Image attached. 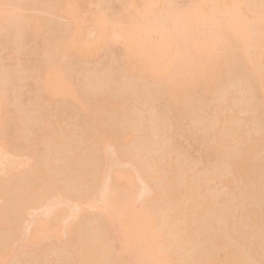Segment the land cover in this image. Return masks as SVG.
Instances as JSON below:
<instances>
[{
	"label": "rangeland",
	"instance_id": "rangeland-1",
	"mask_svg": "<svg viewBox=\"0 0 264 264\" xmlns=\"http://www.w3.org/2000/svg\"><path fill=\"white\" fill-rule=\"evenodd\" d=\"M59 1L0 0V264H264V91L238 42L225 37L213 44L224 25L198 19V7L208 16L212 3L152 0L147 8L149 0ZM258 2L227 0L240 19L264 28V18L254 20L264 13ZM154 25L172 30L177 41ZM146 29L150 42L165 44L154 75L128 67L122 44L124 33ZM75 31L85 40L84 53L61 45ZM202 33L218 76L211 90L186 86L191 94L184 87L172 101L181 38ZM185 93L202 101L188 102ZM113 170L131 173L132 197L120 185L131 178L120 177V186L116 179L110 189L114 181L105 178L110 172L115 178ZM132 206L144 220L135 221L140 227L146 217L151 221L140 231L147 237L130 241L136 244L128 248L142 246L135 253L124 249L128 235H136L123 232Z\"/></svg>",
	"mask_w": 264,
	"mask_h": 264
},
{
	"label": "bare ground",
	"instance_id": "bare-ground-1",
	"mask_svg": "<svg viewBox=\"0 0 264 264\" xmlns=\"http://www.w3.org/2000/svg\"><path fill=\"white\" fill-rule=\"evenodd\" d=\"M61 1H63V0H61ZM61 1H59V3L61 2ZM68 1V0H67ZM71 1V0H70ZM146 1V0H145ZM148 1V0H147ZM208 1H210L211 3H212V9H211V12H208V16H204L203 14H205L204 12H203V10L200 8V7H198V9L197 10H199L198 12H200V11H202L201 13H198L197 14V17H198V19H201V18H207L208 19V21L210 20V22L212 21V22H214V23H221V24H223L224 25V29H221V31L222 32H219L218 33V38L213 42V44L214 45H218V42H220L221 40H223V38H225V37H229L230 39H232V40H235L236 42H238V44H239V46H240V48H241V56H242V58L244 59V61L246 62V64L249 66V67H251V69L253 70V72L256 74V77H257V80H258V82H259V84H260V88H261V90H263L264 91V83H263V80H264V74H262L263 72H264V28L262 27H260V25L258 24V27H260V29L259 30H257L258 29V27L256 28L255 26H256V24L258 23V21L255 23V22H253V18H252V20H251V23H254V24H250V22H249V20L251 19H245L246 17L244 16V15H242V18L240 19L239 17H238V15H236V13H235V11H233V9L227 4V0H217V1H215V3L214 2H212L211 0H208ZM256 1V0H255ZM153 2L154 1H152L151 0V3H150V0L148 1V2H146L145 4H146V6H147V8L148 7H151V6H154V4H153ZM199 2V1H198ZM262 2V5L264 6V0H260V2H258V3H261ZM63 3H64V1H63ZM147 3H148V5H147ZM255 3V2H254ZM253 3V4H254ZM152 4V5H151ZM199 5H201V3L199 2L198 3ZM151 5V6H150ZM256 5V4H255ZM260 5V4H259ZM258 5V6H259ZM202 6V5H201ZM136 8V7H135ZM172 8V9H171ZM170 9H171V13H172V11H173V8L174 7H171ZM200 8V9H199ZM246 8V7H245ZM145 7H144V11H145ZM150 9V8H149ZM155 9V7L152 9V11ZM195 9V10H196ZM251 9V8H250ZM148 10V9H147ZM175 10V9H174ZM208 10V9H207ZM177 11V10H176ZM193 11V10H192ZM209 11V10H208ZM251 11V10H250ZM195 12V11H194ZM193 13V12H192ZM174 14H176V13H174ZM141 15V14H140ZM187 15V14H186ZM239 15H241V14H239ZM257 19L255 18L254 20H262L263 18H264V13H260V12H257ZM173 17H175L174 15H172ZM168 17H169V15H168ZM172 17V18H173ZM185 17V16H184ZM245 17V18H244ZM247 21V22H249V23H247L245 20ZM40 20V19H39ZM167 21H168V19H167ZM170 21V20H169ZM99 22V21H98ZM103 22V21H102ZM211 22V23H212ZM213 23V24H214ZM101 24V22H99V24H98V29H101L102 31H104L103 29H102V25L104 24H101V28L99 27V25ZM32 25V24H31ZM158 25V24H157ZM167 25L168 24H166V27H167ZM251 27H250V26ZM253 25H255L254 26V28L257 30H253L254 28L252 27ZM169 26H170V24H169ZM33 27V26H32ZM104 27V26H103ZM164 27V26H163ZM105 28H107V26L105 27ZM104 28V29H105ZM154 29H155V25H154V27H153ZM169 28V27H168ZM249 28H253V29H249ZM150 29V28H149ZM159 29H161V30H163L164 31V29L163 28H161V27H158L157 26V28L155 29V30H159ZM167 29V28H166ZM100 30V31H101ZM147 30V29H146ZM144 30V32L142 31V32H140V33H138V34H136L134 31H128V32H126V33H124V41H123V45H124V47H123V49L125 50V53L127 54V59H125V60H127V65H128V67H130L131 69L133 68V69H137V70H139V71H142V73H144V72H146V74L148 75V74H150V75H154V72L152 71V67L154 66V65H156V64H159V63H156V62H162L161 60H162V58H163V56L165 55V51L163 50V48H164V46H165V44L164 43H162V42H160V41H157V42H155V43H152V42H150L149 41V39L147 38V36H148V31L149 30ZM255 31V32H257V33H255V35H254V32L253 31ZM100 32L99 34L100 35H102L103 36V33H105V32H107V31H109V30H105V32ZM172 30H170L169 32L168 31H164L163 32V34H165L166 35V38H167V40L170 42L172 39L173 40H175L177 37L175 36V35H173L172 33H170ZM39 32V31H38ZM37 32V33H38ZM72 32V31H71ZM76 32V33H75ZM74 32V34L72 35V36H70V37H67L68 39L66 40V38H65V40H66V42L64 41L63 42V44H61V45H63V48H66V49H71V50H73V49H75L74 51H76V52H78L79 54L80 53H84L85 51L83 50V49H81V45L85 42V40H83L81 37V35L79 36V32H77V31H75ZM94 33V32H93ZM108 33V32H107ZM207 33H209V32H207ZM81 34V33H80ZM97 33H96V31H95V34L94 35H96ZM98 34V35H99ZM109 34V33H108ZM178 34V33H177ZM78 35V36H77ZM183 35H185V34H183ZM182 35V36H183ZM254 35V36H253ZM67 36H68V34H67ZM84 36V35H83ZM90 36V35H89ZM108 36V35H107ZM202 37H188V36H186V39H184V37L185 36H183V38H181V40H186V44H184L183 43V48L181 47L180 49H178L179 51H177L176 53V55H177V57H176V55L174 56L175 57V62H176V64L174 63V65L176 66L175 68H177V69H175V70H178V71H174V72H177V74L175 75V77H174V75H173V77L174 78H176V79H174V82L171 84V86H169V93L171 94V97H172V101H175V100H177V98H178V96L179 95H181L183 92H182V90H184L185 88L187 89V91H185V92H190V90H188L189 88H187L186 86H188V87H191V86H195V87H197V86H200V85H202L201 87L202 88H204L203 86H209V88L211 87L212 88V85L210 84L211 82H213L214 80H215V76H218L217 74L215 75V70H217V69H215V67H214V64H212V63H208L207 62V58H206V54H204V51L206 52V44H205V41H207L208 39V37H204L203 36V33H202V35H201ZM207 36H208V34H207ZM91 37V36H90ZM97 37V36H96ZM101 37V36H100ZM188 37V38H187ZM83 38H85V37H83ZM95 38V37H94ZM93 38V40H96V41H89L87 44H84L85 45V47L86 48H88L87 46H88V44H91L92 45V43L91 42H97V39H94ZM99 39V38H98ZM105 40H106V38H105ZM87 41H88V39H87ZM86 41V42H87ZM109 41V40H108ZM175 41H177V39L175 40ZM226 40L224 39L223 40V43L225 42ZM105 42V41H104ZM104 42L102 43V44H104ZM227 42V41H226ZM57 43V42H56ZM181 43V42H180ZM222 43V44H223ZM229 43H231V42H229ZM255 44V45H257L255 48H253L252 50H253V52H251V45L252 44ZM58 44V43H57ZM222 44H220V45H222ZM59 45V44H58ZM224 46H226L225 44H223ZM230 45V44H229ZM228 45V46H229ZM233 45V44H232ZM220 48H221V46H219ZM223 47V46H222ZM236 47V46H235ZM225 48V47H224ZM223 48V49H224ZM227 48V47H226ZM62 49V48H61ZM217 49H219V48H217ZM217 50V51H226L227 52V50ZM182 50V51H181ZM216 51V52H217ZM236 51V50H235ZM219 52H217L218 54H219ZM233 52V51H232ZM228 53H229V51H228ZM74 54H76V53H74ZM215 54V53H214ZM227 54V53H226ZM212 55V54H211ZM220 55H222L221 56V58H219V60H221L222 61V57H223V55H225L224 53H221ZM220 55H219V57H220ZM229 55V54H228ZM238 55V54H237ZM75 56V55H74ZM76 56H79V55H76ZM210 56V55H209ZM213 57H210L211 59H213L214 58V55H212ZM217 56L218 55H215V57H216V59H217ZM208 57V56H207ZM226 58H227V56H225ZM178 58H179V60H178ZM241 58V59H242ZM177 59V60H176ZM207 59V60H206ZM210 59V60H211ZM174 60V59H173ZM190 60H192V61H190ZM229 60V59H228ZM228 60H224V62H226V61H228ZM234 60H235V58H234ZM178 61V62H177ZM173 62L174 61H172V65H173ZM190 62V63H189ZM153 63H155V64H153ZM187 63V64H186ZM218 63V62H217ZM216 63V64H217ZM229 63V62H228ZM231 63V62H230ZM126 65V64H125ZM173 65V66H174ZM187 65V66H186ZM221 65V64H220ZM220 65H218L217 64V66H220ZM224 65V64H223ZM222 65V66H223ZM226 65V64H225ZM224 65V66H225ZM158 65H156V67H157ZM222 66H220V67H222ZM126 67V66H125ZM228 67V66H227ZM233 67V66H232ZM129 68V69H130ZM224 68V67H223ZM53 69H55V68H53ZM156 69V68H155ZM154 69V70H155ZM228 69V68H227ZM60 70H61V68H60ZM221 70H223V69H220V71ZM225 70V69H224ZM52 71H55V70H52ZM59 71V70H58ZM62 71V70H61ZM126 71V70H125ZM130 70H128V72H129ZM131 71H133V70H131ZM134 71H136V70H134ZM251 71V70H250ZM261 71H263V72H261ZM137 73H138V71H136ZM179 72V73H178ZM225 72V71H224ZM217 73V72H216ZM40 74V73H39ZM42 75V74H41ZM62 75H64V74H62ZM263 75V76H262ZM40 76V75H39ZM161 76V75H160ZM160 76H158V78L160 77ZM62 78H65V77H63L62 76ZM60 79V78H59ZM159 79H161V78H159ZM173 79V78H172ZM60 80H63V79H60ZM59 81V80H58ZM64 81H65V79H64ZM68 81V80H67ZM69 82V81H68ZM44 83V82H43ZM60 83V82H59ZM61 83H62V81H61ZM211 86H210V85ZM213 84V83H212ZM197 85V86H196ZM62 86H64V85H62ZM61 86V87H62ZM38 87H40V86H38ZM185 87V88H184ZM211 88H210V90H211ZM60 89V88H59ZM63 89H64V87H63ZM56 90L57 91H59L57 88H56ZM60 90H62V89H60ZM195 91H197L196 89H194ZM193 89H192V92L194 91ZM162 91H164V90H162ZM195 91H194V95L195 94H198V92L197 93H195ZM54 92V91H53ZM60 92V91H59ZM143 92V91H142ZM144 92H146V91H144ZM156 92V91H155ZM154 92V93H155ZM188 92V93H189ZM200 92V91H199ZM147 93V92H146ZM157 93V92H156ZM40 94V93H39ZM151 96H152V91H151ZM185 94H187V93H185ZM189 94H191V92L189 93ZM263 94V93H262ZM145 96H146V94H145ZM147 96H149V95H147ZM150 96V97H151ZM168 97H170V95H167ZM183 96V98L186 96H184V95H182ZM190 96H192V95H190ZM197 96V95H196ZM264 96V95H263ZM41 97H43V96H41ZM149 97V98H150ZM187 97H188V94H187ZM186 97V98H187ZM194 96H192V98H193ZM199 97H200V95H199ZM104 98H107V97H104ZM189 98V97H188ZM196 98V97H195ZM194 98V99H195ZM108 99H109V97H108ZM111 99V98H110ZM148 99V98H147ZM199 101H202L201 99H199V98H196L195 99V103H196V105L198 104V100ZM106 101L105 102H110V101H107V99H105ZM113 100V99H112ZM182 100V99H181ZM189 100H190V98H189ZM192 100H190V101H188V102H191ZM115 101V100H114ZM178 101V100H177ZM177 101H175V102H177ZM184 102H185V100H183ZM186 101V102H187ZM197 101V102H196ZM97 102V104H98V101H96ZM92 103H95V102H92ZM108 103H105V104H108ZM171 103H174V102H171ZM183 103V102H182ZM97 104H96V107H97ZM99 105V104H98ZM113 105V104H112ZM174 105H176L175 103H174ZM173 104H172V106H174ZM95 106V105H94ZM103 106H105V107H102V108H107L106 106L107 105H103ZM109 106V105H108ZM110 107V106H109ZM114 107V106H113ZM177 108V107H176ZM198 108V107H197ZM111 109V108H110ZM113 109H115V108H113ZM197 110V109H196ZM105 111V110H104ZM107 111V110H106ZM3 112V111H2ZM108 112V111H107ZM2 113H0V115H1ZM1 117V116H0ZM232 127V126H231ZM226 130H227V126H226ZM225 130V131H226ZM230 130H231V128H230ZM229 130V131H230ZM224 131V132H225ZM229 134V136H230V133H228ZM225 134H223V136H224ZM101 136V135H100ZM125 136V135H124ZM229 136H228V138H229ZM221 138V137H220ZM224 138H226V137H224ZM122 139V138H121ZM123 139H124V137H123ZM113 140V139H112ZM223 140V139H222ZM225 140V139H224ZM114 141V140H113ZM96 142H97V140H96ZM99 142H100V140H99ZM107 142H108V140H107ZM126 142V141H125ZM220 142H222L221 140H220ZM106 143V142H105ZM112 143H114V142H112ZM111 143V144H112ZM115 143H116V141H115ZM100 144V143H99ZM109 143H107L106 145H108ZM225 144V143H224ZM217 145H219V144H217ZM216 145V146H217ZM6 146V145H5ZM222 146V145H221ZM105 147V146H104ZM220 147V146H219ZM224 147V146H223ZM226 147V146H225ZM225 150H226V148H224ZM243 155V154H242ZM232 157V156H231ZM234 157V156H233ZM234 159V158H233ZM236 159H237V157H236ZM122 170V169H121ZM126 170V169H125ZM114 171V170H113ZM123 171V170H122ZM121 171V172H122ZM127 171V170H126ZM115 173H114V175H116L115 176V178L113 177L112 178V174H111V176H110V173H109V175H108V177H106V175H105V180H107L106 182H109V179H110V183L112 182V179H113V181H114V183L112 182V186L113 187H111L110 186V189L111 188H114L115 189V187H114V184L116 183V179H117V186H120L121 185V188H122V184H126V188H127V190L129 189V191L131 190L133 193L135 192L134 191V188L133 187H135V185L133 186V185H129V184H131V182L132 183H134V180H133V178L132 177H130V174L131 173H127V172H123V173H120V172H117V170L116 171H114ZM113 175V176H114ZM102 176H104V174L102 175ZM174 176V175H173ZM120 177H123V178H125V179H127V178H131L130 180H127L128 182H121L120 183V185H119V182L118 181H120ZM127 177V178H126ZM102 178H104V177H102ZM171 178V177H170ZM170 178H169V180H170ZM119 179V180H118ZM133 180V181H132ZM173 180V179H172ZM98 181V180H97ZM129 181H130V183H129ZM37 182V181H36ZM32 183H33V181H32ZM128 183V184H127ZM35 184H37V183H35L34 182V185ZM101 184H102V182H101ZM135 184V183H134ZM14 185H16V184H14ZM102 187H103V184L101 185ZM107 189L106 190H108L109 189V184L107 183ZM116 186V189H118V187ZM133 186V187H132ZM11 187V186H10ZM14 187V186H13ZM28 187V186H27ZM33 187V186H32ZM31 187V188H32ZM106 187V186H105ZM124 187V188H125ZM131 189H130V188ZM16 187H14V189H15ZM35 188V187H34ZM125 188V189H126ZM27 189H29L30 190V186L27 188ZM109 189V190H110ZM34 190V189H33ZM32 190V191H33ZM40 190V189H39ZM38 190V192H40ZM108 190V191H109ZM121 190L122 189H120L119 188V192H121ZM126 190V191H127ZM35 191V190H34ZM33 191V192H34ZM36 191H37V187H36ZM113 191V190H112ZM115 191H117V190H115ZM130 191V194L132 193ZM187 191V190H186ZM125 191H123V193H124ZM188 192V191H187ZM30 194H32V192H29ZM41 193V192H40ZM118 193V192H117ZM122 192H121V194H123ZM128 192H126V194H127ZM193 193V192H192ZM36 194H39V193H36ZM35 195V194H34ZM41 195V194H40ZM118 195V194H117ZM128 195V194H127ZM186 195H187V193H186ZM38 196V195H37ZM42 196V195H41ZM44 197V196H43ZM113 197H114V195H113ZM112 197V198H113ZM129 197H132V194H131V196H129ZM193 197V194L191 195V198ZM199 197V196H198ZM37 199L39 198V197H36ZM41 198V197H40ZM40 198H39V200H40ZM120 198H121V196H120ZM200 198V197H199ZM35 199V198H34ZM119 198L116 196L115 198H113V200L116 202V203H118V200ZM192 199H194V200H198L197 199V197L196 198H192ZM190 202H192V201H190ZM198 202V201H197ZM184 203V202H183ZM198 204L199 205H201L200 204V202H198ZM192 204H190V205H188L189 207L191 206ZM195 205V207H197L198 205L197 204H194ZM194 205H192V206H194ZM197 205V206H196ZM207 206H208V204H206ZM130 206V205H129ZM127 204H126V208L128 207V208H130ZM175 206V205H174ZM180 207V209H181V206H179ZM188 207V208H189ZM201 207H202V205H201ZM134 207L132 206V215H134V214H136L135 216H132L131 215V219H132V222H131V219L129 220L130 222L129 223H124V225L123 226H125V227H123V229L125 230L127 227V230L129 231H127V230H125V231H127L126 233H125V231L123 230V232H124V234L125 235H128V234H131L132 235V233L133 232H135V234L136 235H132V236H130V235H128V239H130L129 241H127L128 239L126 238V241H127V243H129L131 240H133L134 238H136V240H138V241H140L139 239L143 236V237H147V236H145V232H143L142 234H141V232L142 231H144V228H145V226L147 225V224H149L150 225V223L149 222H151V221H148L149 219L146 217V219H145V222H142V225H141V227L138 225V224H140V223H138L137 224V222H135L136 220L138 221V222H141V221H144L143 219L142 220H140L139 219V217L137 216L138 214H137V211H135L134 212V209H133ZM194 208V207H193ZM192 208V209H193ZM198 208V207H197ZM197 208H194L193 209V211H195V209H197ZM203 208V207H202ZM176 209H177V207H176ZM179 209V208H178ZM182 209H185V208H182ZM198 209H200V206H199V208ZM205 209V208H204ZM130 210V209H129ZM206 210V209H205ZM131 211V210H130ZM142 211V210H141ZM176 211V210H175ZM179 210H177L176 211V213L178 212ZM182 211V210H181ZM134 212V213H133ZM169 212H171V211H169ZM186 212H189V211H186ZM106 213V212H105ZM179 213L181 214V212L179 211ZM196 213V211L193 213L192 212V214H193V217L192 218H194V214ZM103 215H105L104 214V212L102 213ZM144 214V213H143ZM180 214H179V216H180ZM192 214H190V216H192ZM171 215V214H170ZM177 216V214H174L173 215V217L174 216ZM225 215H227L226 213H225ZM106 216H108V215H106ZM136 216H137V218L140 220H138V219H136ZM182 216H184V214L182 215ZM105 217V216H104ZM135 217V218H134ZM144 217V216H143ZM184 217H187V216H184ZM221 217V216H220ZM109 218V217H108ZM180 218V217H179ZM106 219V218H105ZM174 220H177V218L175 219V218H173ZM134 220V221H133ZM192 220H194V219H192ZM192 220H191V224L193 223L192 222ZM177 221H179V224L178 223H176L175 225H177V227L174 225V224H172V225H174V227H176V228H178V226L180 227V225H181V223H180V220L178 219ZM183 221V220H182ZM126 222V221H125ZM175 221H173V223H174ZM185 222V221H184ZM183 222V223H184ZM187 222V221H186ZM218 223L217 224H219V222L220 221H217ZM59 223H60V221H59ZM188 223V222H187ZM213 223H215V222H213ZM224 223V222H223ZM222 223V224H223ZM146 224V225H145ZM185 224L186 223H184V225H183V227H185ZM190 224V225H191ZM127 225V226H126ZM144 225V226H143ZM188 225V227L190 226L189 224H187ZM193 225H194V223H193ZM192 225V226H193ZM226 224H224V226H225ZM131 227V230H132V232H131V230H129V228ZM144 227V228H143ZM215 227V226H214ZM141 228V229H140ZM143 228V229H142ZM176 228H174V229H176ZM182 228V227H181ZM217 228V227H216ZM185 230L186 231V228H182V229H180V230ZM142 230V231H141ZM184 230H183V232H184ZM226 230V229H225ZM141 231V232H140ZM179 231V230H178ZM131 232V233H130ZM171 232H173L174 233V231H171ZM182 232V233H183ZM193 232V231H192ZM212 232V231H211ZM225 232V231H224ZM180 233H181V231H180ZM140 234V235H139ZM213 234V233H212ZM151 236H152V233L150 234ZM184 235V234H183ZM189 235H191V234H189ZM224 235V234H223ZM171 236H173V235H171ZM210 236V235H209ZM124 237H126V236H124ZM133 237V238H132ZM139 239H138V238ZM142 237V238H143ZM192 237V236H191ZM212 237V236H211ZM132 238V239H131ZM182 237L180 236V239H181ZM187 239H188V237H186ZM213 239H214V237H212ZM216 239V238H215ZM218 239H219V235H218ZM123 240H124V238H123ZM142 241H141V244H142V242H143V240H144V242H145V240H146V238H144V239H141ZM186 240V239H185ZM138 241H137V244H138ZM146 241H148V238H147V240ZM200 241V240H199ZM203 241V240H202ZM133 242H134V240H133ZM136 242V241H135ZM127 243H126V248H124L125 246H123L122 247V249L124 248V249H128V251L130 252V250L132 251V252H130V253H133V250L136 248L135 246L134 247H131V248H128V247H130L129 245H131V246H133V245H135L134 243H132V242H130L128 245H127ZM201 243V242H200ZM199 243V244H200ZM123 244H125L124 242H123ZM122 244V245H123ZM159 244V243H158ZM203 244V243H202ZM205 244V243H204ZM204 244L202 245V246H204ZM210 244H213V243H211L210 242ZM138 245H140V242H139V244ZM138 245H136L137 246V248H136V250H134V253H135V251L137 252V250H138V252L140 251L139 249H138ZM193 246H195V243H194V245ZM199 246V245H198ZM140 248L142 247L141 245L139 246ZM130 249V250H129ZM133 249V250H132ZM219 250V249H218ZM89 251V250H88ZM92 251V250H91ZM127 251V252H128ZM227 251V250H226ZM85 252H87V251H85ZM92 253H94V252H92ZM141 253V252H140ZM215 253V252H214ZM87 254L89 255V253L87 252ZM82 255H84V254H82ZM92 255V254H91ZM138 255V254H137ZM213 255V253H211V256ZM85 256V255H84ZM133 257H134V254L132 255ZM158 256V255H157ZM156 256V258H158ZM210 256V257H211ZM215 256V255H214ZM214 256H212L213 258H214ZM86 257V259L88 258V259H94V258H91V256H90V258L88 257V256H85ZM135 257H138V258H140V257H142V256H136L135 255ZM134 257V258H135ZM82 258V257H81ZM208 258V257H207ZM243 258H244V256H243ZM83 259H85V258H83ZM85 259V260H86ZM132 260V259H131ZM131 260L130 261H127L128 263L127 264H129V262H131ZM136 260V259H135ZM140 260H141V262L142 261H145L146 259H144V257H142V258H140ZM138 261H139V259H138ZM88 262V261H87ZM86 262V263H87ZM91 262V261H90ZM147 262V261H146ZM146 262H145V264H146ZM134 263V262H133ZM144 263V262H143ZM240 263H242V262H240ZM91 264V263H90ZM131 264H132V262H131ZM134 264H136V262L134 263ZM137 264H140V262L139 263H137Z\"/></svg>",
	"mask_w": 264,
	"mask_h": 264
}]
</instances>
